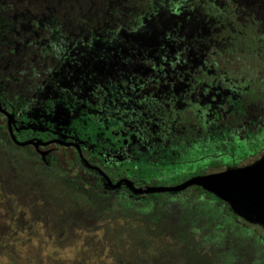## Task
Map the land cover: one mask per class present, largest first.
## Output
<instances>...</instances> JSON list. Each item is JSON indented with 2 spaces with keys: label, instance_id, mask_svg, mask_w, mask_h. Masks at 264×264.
Wrapping results in <instances>:
<instances>
[{
  "label": "rangeland",
  "instance_id": "1",
  "mask_svg": "<svg viewBox=\"0 0 264 264\" xmlns=\"http://www.w3.org/2000/svg\"><path fill=\"white\" fill-rule=\"evenodd\" d=\"M3 1L0 44L26 60L21 72L10 75L13 90L0 88L19 125L75 138L84 157H98L134 176L141 187L152 186L147 185L152 175L162 176L155 186H172L198 169L220 172L262 156L250 152L248 159L233 162L220 143L204 141L199 125L217 89L264 101V24L250 27L257 46L249 51L231 49L209 33L195 41L191 30L197 24L166 16L174 0L159 9L155 0H111L74 29L58 21L53 9L3 18ZM148 31L146 41L142 34ZM106 116L115 117L119 142L99 130L87 132V121ZM220 156L226 165L217 162ZM242 157L239 151L232 156ZM14 203L10 207L0 192V229L9 226L0 231V264H128L114 250L126 253L102 240V231L81 232L58 244L39 223L17 230L19 213L24 219L29 213Z\"/></svg>",
  "mask_w": 264,
  "mask_h": 264
},
{
  "label": "trees",
  "instance_id": "2",
  "mask_svg": "<svg viewBox=\"0 0 264 264\" xmlns=\"http://www.w3.org/2000/svg\"><path fill=\"white\" fill-rule=\"evenodd\" d=\"M110 1L4 0L1 8L6 19L24 12L37 16L53 9L58 21L70 22L69 28L74 29ZM155 2L159 9L170 1ZM165 13L169 18L179 16L197 24L196 30H191L197 42L205 40L209 33L231 49L244 46L253 51L257 41L251 36L253 29H249L264 24V0H174ZM142 38L151 39V33L144 32ZM22 65H26L22 55L16 58L0 44V88L7 85L8 91L13 90L10 75L21 72ZM0 104L8 106L1 91ZM104 120L110 121L111 126H106ZM115 122L114 116H106L99 121H87L85 128L91 134L99 130L118 142L112 135L117 127ZM71 125L79 131L75 121ZM199 126L204 141L220 143L224 155L231 156L233 162L248 159L250 152L254 156L264 153V101L261 99H244L217 89V95L209 102L206 119ZM12 130L18 141L34 135L19 126ZM79 134L83 138V133ZM236 151L243 157L233 159ZM82 152L85 151L82 149ZM219 158L217 162L226 165V158ZM86 159L99 167L112 183L126 177L135 186L136 183L143 185L134 176L105 166L94 155L89 154ZM205 173L204 169H198L194 176ZM161 177L152 175L147 185L155 186L154 182H161ZM189 177H178L177 183ZM0 192L10 207L15 202L29 213L28 219H24L23 211L19 213L17 230L39 223L58 244L81 232L102 231V240L126 253L125 256L114 250L122 257L119 261L127 258L128 264H264L261 225L244 221L227 203L200 186L174 193L142 195L131 192L124 184L117 189L110 188L96 171L85 166L73 147L55 146L42 156L30 145L14 143L1 115Z\"/></svg>",
  "mask_w": 264,
  "mask_h": 264
},
{
  "label": "water",
  "instance_id": "3",
  "mask_svg": "<svg viewBox=\"0 0 264 264\" xmlns=\"http://www.w3.org/2000/svg\"><path fill=\"white\" fill-rule=\"evenodd\" d=\"M0 112L4 113L7 117L8 131L14 143L19 146L33 145L35 148H38L40 145L46 146L50 143L74 146L83 163L89 169L98 172L110 188L117 189L124 184L131 192L142 195L165 192L174 193L183 191L191 186H200L205 191L227 203L238 217L248 223L259 224L264 229V153L251 164L230 168L220 172L193 176L176 185L135 187L128 179H120L112 183L104 172L98 167L90 165L87 160L83 158L80 147L76 143L63 142L57 139L47 142H41L39 140L17 141L11 127L13 117L2 109L1 106ZM41 155L44 156L45 153L41 152Z\"/></svg>",
  "mask_w": 264,
  "mask_h": 264
},
{
  "label": "flooded vegetation",
  "instance_id": "4",
  "mask_svg": "<svg viewBox=\"0 0 264 264\" xmlns=\"http://www.w3.org/2000/svg\"><path fill=\"white\" fill-rule=\"evenodd\" d=\"M0 106L2 107V109H4L6 112H8L9 114H11V116L13 117V120H12V125H11V127H12V129L14 128V129H17L18 128V126L19 127H21V128H23V131H26V130H29L32 134H34L33 136H31V137H29V138H27L26 140H24V141H27V140H39V141H41V142H47V141H51V140H61V141H63V142H69V143H76V144H78L79 145V147H80V150H81V154H82V156H83V158H85L86 159V157H84V155H83V152H82V148H81V146H80V144L77 142V140L75 139V138H73V137H67L66 136V138H61L60 137V135H59V137H52V131H49V134L48 135H46L45 133V131L47 130H44V131H36V130H31L30 129V127L29 126H24V125H22V124H18V122H19V120H17L16 119V117L14 116L15 115V113H14V111H13V109H10V107L9 106H3L2 104H0ZM12 110V111H11ZM0 115L3 117V118H5V120H6V126H7V117H6V115L4 114V113H2V112H0ZM7 129H8V127H7ZM9 132V131H8ZM12 132H13V130H12ZM10 135V134H9ZM13 135H14V132H13ZM112 135L114 136V137H116L117 139H118V142H119V138H118V136H119V133L117 132V131H112ZM39 136H43V140L42 139H40L39 138ZM16 139V138H15ZM17 140V139H16ZM18 141V140H17ZM20 142H23V141H20ZM122 143H126V139H124V140H122ZM30 146H32L40 155H41V152H44V153H46L47 151H49L50 149H52V148H54L55 146H62V147H73L74 149H76V147H74V146H64V145H60V144H57V143H50V144H48V145H46V146H38V148H35L33 145H30ZM76 151H77V149H76ZM77 153H78V151H77ZM78 156H79V154H78ZM79 158H80V156H79ZM81 159V158H80ZM87 160V159H86ZM82 161V160H81ZM83 162V161H82ZM88 162V161H87ZM90 164V163H89ZM90 165H92V164H90ZM86 166V165H85ZM92 166H95V165H92ZM87 167V166H86ZM95 167H97V166H95ZM88 168V167H87ZM99 168V167H98ZM100 169V168H99ZM101 170V169H100ZM95 171V170H94ZM102 171V170H101ZM103 172V171H102ZM98 173V172H97ZM99 174V173H98ZM120 179H127V178H120ZM120 179H118V180H120ZM117 180V181H118ZM128 180H130V179H128ZM131 181V180H130ZM116 182V181H115ZM114 182V183H115ZM132 182V181H131ZM134 185V184H133ZM135 186V185H134ZM153 186V185H152ZM160 186V185H159ZM135 187H137V186H135ZM141 187V186H140Z\"/></svg>",
  "mask_w": 264,
  "mask_h": 264
}]
</instances>
